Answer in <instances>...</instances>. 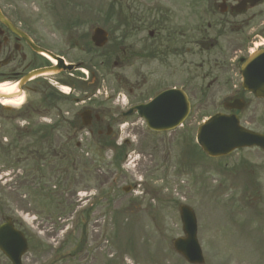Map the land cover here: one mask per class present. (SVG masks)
<instances>
[{
  "label": "rangeland",
  "instance_id": "374dc122",
  "mask_svg": "<svg viewBox=\"0 0 264 264\" xmlns=\"http://www.w3.org/2000/svg\"><path fill=\"white\" fill-rule=\"evenodd\" d=\"M167 1L181 2L179 10H187L182 5L188 0H0L8 16L26 28L29 23L40 46L82 65L71 75L33 81L36 92L27 94L22 106L0 108V223L9 217L23 232L28 249L22 264H187L172 249V241L183 236L181 205L195 214L204 264H264V154L241 150L211 160L192 142L202 121L220 110L216 100L228 88L222 79L207 89L210 76L201 94L203 74L193 67L199 78L190 87L191 110L173 132L150 133L138 118H122L125 105L142 97H126L110 42H120L121 19L144 17L151 23L152 5L167 6ZM201 11L192 6L191 15ZM95 27L110 36L99 51L89 42ZM189 34L197 37L195 30ZM145 35L136 33L128 41ZM191 51L185 59L192 65H212L215 52L205 54L194 46ZM0 72V85L14 83L7 79L14 65ZM180 77L157 70L149 84L160 87ZM45 86L55 93L49 109L42 105L43 97L49 98L41 94ZM122 95L125 99L118 100ZM86 97L90 101L77 103ZM88 105L110 123L111 147L95 134L69 129ZM58 115L64 123L47 135L39 133ZM239 117L243 126L264 134V103L250 102ZM124 187L131 191L124 194ZM0 264H9L1 254Z\"/></svg>",
  "mask_w": 264,
  "mask_h": 264
},
{
  "label": "flooded vegetation",
  "instance_id": "af4514ba",
  "mask_svg": "<svg viewBox=\"0 0 264 264\" xmlns=\"http://www.w3.org/2000/svg\"><path fill=\"white\" fill-rule=\"evenodd\" d=\"M166 3L169 5L160 7L155 4L153 6L151 23L144 22V17L137 18V25L123 22L122 24L125 25L120 35L119 48L117 47L116 51L115 43L110 47V51L114 54L113 66L123 71L119 82L126 97L129 99L138 95L142 99H138L137 102H142L148 93H159V91L170 88H183L184 94L191 103L190 87L193 79L199 78L192 71L193 67H198L203 74L198 83V92L201 94L202 82L211 76L205 85L207 89L217 85V81L221 79L222 83L228 86L223 91L221 101L232 104L237 100L245 101V99L252 98L253 96L239 88L241 79L238 71L250 51L264 52V0L253 6L248 0H188L182 5V9L187 10L182 11L179 10L181 2L171 5L169 1ZM192 6L202 8L199 16L191 15ZM5 17L38 45L31 36L28 22L26 28L21 22L15 21L12 16L5 14ZM192 17L195 20L194 24H192ZM192 30L197 32V37L189 34ZM136 33L139 35L146 33V35L139 36L135 42L128 41L129 37H133ZM192 46L198 52L205 54L215 52L212 65L208 63L192 65L189 60L185 59V56L191 55ZM238 55L242 56L238 57ZM4 59H8V64L2 66L0 70L14 65L15 72L7 77L12 80H18L32 70L50 66L43 62L42 58L35 54L24 40L0 24V61ZM237 62L239 63L238 68ZM134 63L136 64L135 70L132 77L128 78V71L133 69ZM148 64L150 65L149 71H143ZM157 70H162L169 76L182 77L168 85L152 88L149 84L150 79L156 75ZM2 75L0 72V76ZM31 83L32 81L24 85L23 96L36 92ZM144 87H146L145 90L142 89ZM87 101H90V98ZM79 103H85V101ZM131 103L133 105L136 102ZM84 110L91 111L90 131L103 137L102 111H97L89 105L84 107ZM76 125V129H81L80 122Z\"/></svg>",
  "mask_w": 264,
  "mask_h": 264
},
{
  "label": "water",
  "instance_id": "95a60500",
  "mask_svg": "<svg viewBox=\"0 0 264 264\" xmlns=\"http://www.w3.org/2000/svg\"><path fill=\"white\" fill-rule=\"evenodd\" d=\"M0 22L6 25L11 31L17 33L24 39L21 33L17 32L11 24L0 13ZM27 40V39H26ZM95 46L101 47L106 42V34L100 30H94L91 38ZM32 49L42 55L50 57L58 63L57 68L41 69L25 76L16 86V93L4 95L0 92V98H11L20 95L21 86L27 80L39 76L49 75L57 70L71 71L74 66H65L63 61L54 57L48 52L37 49L31 44ZM260 71V70H259ZM264 79V74L262 76ZM246 81L244 88L251 91L256 97L264 98V84L255 85ZM174 94L165 93L154 99L147 105L137 107L138 113L145 119L147 126L154 131H167L177 127L187 116L188 103L184 97L177 96L172 100H165ZM241 109V105L236 107ZM84 116V115H83ZM82 116V117H83ZM237 119H231L221 115L211 117L198 130L197 142L210 157H219L229 154L235 148L257 145L264 148V138L253 133L239 130ZM241 131V132H239ZM244 131V132H243ZM179 215L182 224L184 237L173 241L174 250L192 264H202L203 258L196 238V220L193 211L186 207L179 208ZM0 250L12 261L13 264H20V258L26 250V242L22 235L15 231L9 220L0 226Z\"/></svg>",
  "mask_w": 264,
  "mask_h": 264
},
{
  "label": "bare ground",
  "instance_id": "6f19581e",
  "mask_svg": "<svg viewBox=\"0 0 264 264\" xmlns=\"http://www.w3.org/2000/svg\"><path fill=\"white\" fill-rule=\"evenodd\" d=\"M15 87L11 84L9 85L8 87L7 86H1L0 85V91L1 92H12L14 91ZM22 100L23 98L22 97H19V98H10V99H1L0 100V104L2 106H10V107H15V108H18L20 106H22Z\"/></svg>",
  "mask_w": 264,
  "mask_h": 264
}]
</instances>
